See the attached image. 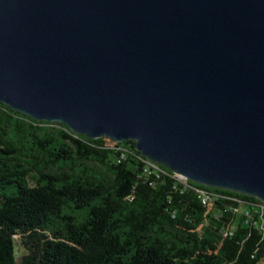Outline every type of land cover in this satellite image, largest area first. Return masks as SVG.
Wrapping results in <instances>:
<instances>
[{
    "label": "water",
    "instance_id": "obj_1",
    "mask_svg": "<svg viewBox=\"0 0 264 264\" xmlns=\"http://www.w3.org/2000/svg\"><path fill=\"white\" fill-rule=\"evenodd\" d=\"M0 102L264 202V0H0Z\"/></svg>",
    "mask_w": 264,
    "mask_h": 264
},
{
    "label": "trees",
    "instance_id": "obj_2",
    "mask_svg": "<svg viewBox=\"0 0 264 264\" xmlns=\"http://www.w3.org/2000/svg\"><path fill=\"white\" fill-rule=\"evenodd\" d=\"M135 143L90 139L0 102V264L263 261L259 199L192 182L222 195L206 205Z\"/></svg>",
    "mask_w": 264,
    "mask_h": 264
},
{
    "label": "built area",
    "instance_id": "obj_3",
    "mask_svg": "<svg viewBox=\"0 0 264 264\" xmlns=\"http://www.w3.org/2000/svg\"><path fill=\"white\" fill-rule=\"evenodd\" d=\"M148 160V164L150 167L152 168H155L156 170L158 171H161V172H165L162 168H160V164H157L156 162L154 161H151L149 159ZM174 176H176L183 184H185L187 187H189L190 189H192L196 194L197 196L202 200V202L204 204H212L217 198L219 197H222V195L218 192H215V191H210L204 187H198L194 184H192V181H190L188 178L184 177V176H181L175 172H173ZM236 199V198H234ZM237 200V199H236ZM261 203H258L260 204L259 205V208L264 211V202H262L260 200Z\"/></svg>",
    "mask_w": 264,
    "mask_h": 264
},
{
    "label": "rangeland",
    "instance_id": "obj_4",
    "mask_svg": "<svg viewBox=\"0 0 264 264\" xmlns=\"http://www.w3.org/2000/svg\"><path fill=\"white\" fill-rule=\"evenodd\" d=\"M76 213H77V215H78V213H79V214H83L81 210H80V211H78V212H76ZM260 264H261V263H260Z\"/></svg>",
    "mask_w": 264,
    "mask_h": 264
},
{
    "label": "crops",
    "instance_id": "obj_5",
    "mask_svg": "<svg viewBox=\"0 0 264 264\" xmlns=\"http://www.w3.org/2000/svg\"><path fill=\"white\" fill-rule=\"evenodd\" d=\"M261 264H264V259H263V261L261 262Z\"/></svg>",
    "mask_w": 264,
    "mask_h": 264
}]
</instances>
